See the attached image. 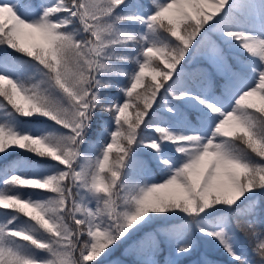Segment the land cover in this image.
I'll use <instances>...</instances> for the list:
<instances>
[{
    "label": "snow or ice",
    "instance_id": "obj_1",
    "mask_svg": "<svg viewBox=\"0 0 264 264\" xmlns=\"http://www.w3.org/2000/svg\"><path fill=\"white\" fill-rule=\"evenodd\" d=\"M0 48V264H264V0H0Z\"/></svg>",
    "mask_w": 264,
    "mask_h": 264
},
{
    "label": "trees",
    "instance_id": "obj_2",
    "mask_svg": "<svg viewBox=\"0 0 264 264\" xmlns=\"http://www.w3.org/2000/svg\"><path fill=\"white\" fill-rule=\"evenodd\" d=\"M2 51H4V49L1 50L0 52ZM7 52L19 56L18 53H15L11 49H7ZM197 69L199 68L193 69L192 72L189 73H195ZM14 155H24V153L18 151L17 153H14ZM127 246H128L127 244H121L116 248H114L113 251L109 254L111 255L110 260L107 259V261L114 264H132L133 257L125 252ZM163 258L164 256L162 254L159 257V259L163 260ZM190 259L191 260L208 259L214 261L215 264H224V260L226 259V257L223 251L215 244V242L211 241L210 239H202L199 242L198 249L193 253Z\"/></svg>",
    "mask_w": 264,
    "mask_h": 264
},
{
    "label": "rangeland",
    "instance_id": "obj_3",
    "mask_svg": "<svg viewBox=\"0 0 264 264\" xmlns=\"http://www.w3.org/2000/svg\"><path fill=\"white\" fill-rule=\"evenodd\" d=\"M3 50L2 48H0V51ZM3 52V51H2ZM9 55H12V56H16V55H13L11 53H8ZM203 67H206V65L204 64V62L199 58L197 57L195 60H192V59H189V62L187 64H185L184 66V70L186 73H189V72H192L193 69H196V68H203ZM110 256L109 255L107 257L108 260H110ZM109 262V261H108ZM108 264H114V263H108Z\"/></svg>",
    "mask_w": 264,
    "mask_h": 264
}]
</instances>
